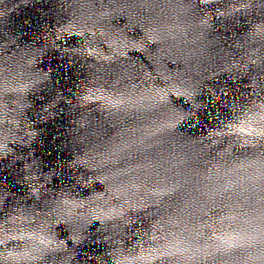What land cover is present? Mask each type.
<instances>
[{"label":"clouds","instance_id":"clouds-1","mask_svg":"<svg viewBox=\"0 0 264 264\" xmlns=\"http://www.w3.org/2000/svg\"><path fill=\"white\" fill-rule=\"evenodd\" d=\"M200 2L202 4H210L214 0H200ZM3 3L4 0H0V4ZM246 7V4H239L233 6L231 11L239 12ZM218 14L224 15L225 13L220 11ZM0 15H4V12L0 11ZM204 23H207V20ZM256 28L257 31H264V27L259 24L256 25ZM60 31L66 32L68 29H61ZM86 31L91 33L93 39L97 36L102 39L105 37L104 32L99 30L93 31L92 28L77 31L75 35L83 36ZM56 38L63 39L59 34ZM103 42L109 48H112V44L114 43V41L107 39H104ZM124 47H127V45L125 44ZM98 49V46H93L88 48L87 52L92 57L99 54L105 61L112 59L111 55H104L103 51L98 53ZM117 55L123 57L127 55V52L119 51ZM27 87L26 84L13 87L6 82L0 88V97L6 92H22ZM187 96L188 93L180 91L178 86H169L167 102H173V98H186ZM13 104H16V101H13ZM0 110L4 113L9 111L7 103L3 102L2 99H0ZM184 119L183 116H180L176 120V123L179 124ZM5 122L15 129H20L19 121L0 115V125H3ZM22 131L24 135H35L34 132H29L26 129ZM203 135L205 138H230L232 143L227 149L229 152L233 146L248 147L258 149L260 155L264 156V97L253 99L251 104L239 116L229 119L221 128L215 126L209 128L206 134ZM5 139H12V137H5ZM19 139L20 137H15V140ZM216 142L215 140L213 141V143ZM5 150L11 152L13 149L9 148L7 144L0 143V152H4ZM87 163V161L77 159L72 162V165H84ZM100 164H105L103 158L100 160ZM91 170L95 171V168ZM115 175L113 173V176ZM108 179L107 175L102 179L98 175H89L88 179L86 181L81 180V183L85 187H88L97 181L103 184ZM36 191L37 189L34 188L33 192ZM227 199L231 200L232 197L228 196ZM96 200L100 201V203H97L94 207L84 200H69L64 198L62 203L68 206L67 211L69 215H76L78 209H86L80 214L90 216L92 220L100 221L112 219L114 216L125 218L130 210L132 212L137 211V206L130 204L127 199L121 202L120 195L116 191L110 190L108 195L99 193L96 196ZM229 206L225 205V207ZM237 208H239V205H237ZM209 211H212V209H209ZM242 215L244 219L238 224L240 231L237 232L234 243H229L228 241L217 243L213 240L212 236H208L202 246L190 244L189 247L185 248L184 252L187 255H176L164 250V241L167 239V236L156 235L152 229H156L157 232L161 231V229L157 228L156 224L153 223L151 226L145 228L143 235L130 243L126 250L123 247L118 248L114 253H109V256L112 257L113 264H131L132 261L140 260L142 252L148 249H160V264H264V215L252 216L250 218L246 211H243ZM124 222L125 224L136 223V221L128 219H125ZM61 223H63L62 220L51 222L49 219L41 216L40 213L32 215L25 212H13L9 213L6 218L0 217V264H45L49 254L66 249V240L57 239L55 233L49 232V228L53 224L57 227ZM235 230L234 228L233 231ZM136 234L134 233V235ZM68 239H72V237L69 236ZM128 239L131 238L129 237ZM209 241L212 242L209 243ZM118 243L123 246L125 242L121 240ZM129 258H131V261H129ZM47 264H53V262L49 261Z\"/></svg>","mask_w":264,"mask_h":264}]
</instances>
